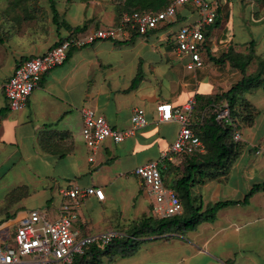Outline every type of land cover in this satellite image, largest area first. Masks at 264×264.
<instances>
[{
  "label": "crops",
  "instance_id": "crops-1",
  "mask_svg": "<svg viewBox=\"0 0 264 264\" xmlns=\"http://www.w3.org/2000/svg\"><path fill=\"white\" fill-rule=\"evenodd\" d=\"M130 1L61 0L59 6L52 0L54 18L50 0H0V243L11 241L17 223L31 210L54 219L69 202L64 192L75 186L104 193L103 202H80L76 227L83 234L117 230L151 217L150 200L131 172L156 160L179 129L176 123L158 122L156 105L181 106L195 95L226 92L240 80L227 63L214 66L208 58L229 47L241 53L245 41L236 42L234 32H210L201 55L203 68L196 73L174 59L172 33L195 17L186 6L177 11L170 32L154 30L125 44L98 41L72 47L61 66L42 75L24 109L9 110L2 87L18 63L68 37L114 26ZM256 35L263 47L264 29ZM138 71L142 79L131 89ZM243 97L256 116L251 125L237 129L243 149L229 171L200 186L209 194V204L240 201L252 185L264 181V90ZM134 107L144 111L146 124L119 144L104 141L89 162L92 154L81 138V110L92 109L113 129L125 130ZM109 264H264V192L255 193L246 205L219 210L213 222L194 231L146 239L132 257Z\"/></svg>",
  "mask_w": 264,
  "mask_h": 264
},
{
  "label": "built area",
  "instance_id": "built-area-1",
  "mask_svg": "<svg viewBox=\"0 0 264 264\" xmlns=\"http://www.w3.org/2000/svg\"><path fill=\"white\" fill-rule=\"evenodd\" d=\"M186 6L194 11L195 17L172 33L174 59L183 62L187 71L196 73L203 68L201 55L206 51L207 28L217 18L218 3L215 0H170L161 11L124 12L114 26L97 29L81 37H68L47 52L18 63L2 87L9 110L24 109L27 98L37 87L42 75L61 66L72 47L82 48L98 41L124 43L134 36H146L154 30L165 29L170 32V26L176 22L177 11ZM195 105L194 98L181 106L166 102L156 105L158 122L176 123L179 128L177 135L156 160L137 166L131 172L138 178L150 200V215L153 219L172 218L183 211L176 192L164 184L161 171L168 163L175 164L185 155L205 153L203 142L192 128L202 121V116H196ZM81 117L82 142L92 154L88 158L89 162L93 161V155L104 141L119 144L146 124L144 111L138 107L132 109L130 127L125 130L113 129L102 116L89 108L81 110ZM215 121L232 126L233 141H241L226 102L216 108ZM64 196L69 202L60 206L53 220L49 221L46 213L42 214L38 210L29 211L19 220L11 241L0 243V264H72L75 257L83 255L93 244L105 246L127 236L119 230L83 234L76 227L80 202L88 198L103 202L101 188L75 186L64 192Z\"/></svg>",
  "mask_w": 264,
  "mask_h": 264
},
{
  "label": "trees",
  "instance_id": "trees-1",
  "mask_svg": "<svg viewBox=\"0 0 264 264\" xmlns=\"http://www.w3.org/2000/svg\"><path fill=\"white\" fill-rule=\"evenodd\" d=\"M169 2L170 0H132L124 12H158L166 8ZM50 3L53 16L56 18L57 13L53 9L52 0ZM218 25L219 20H215L213 26ZM208 29L209 27L207 31ZM208 36L209 32L206 33V37ZM208 58L215 65L227 63L230 68L238 71L241 78L221 94L194 96L196 116H202V121L192 128L203 142L205 153L185 155L176 164L168 163L161 171L164 184L176 192L182 204V213L166 219L143 217L125 224L117 230L124 231L127 234L126 237L115 239L105 246L98 243L93 244L83 255L75 257L72 264H109L116 258L132 257L146 239L169 238L170 235H183L194 231L202 223L213 222L219 210L234 205H246L255 193L264 192L263 181L252 185L240 201H217L208 205L204 210L201 206L194 205L191 197V189L194 185L203 186L208 182L219 180L229 171L243 149L242 143L234 142L232 139V126L221 125L215 121L216 108L223 102L229 105L231 120L236 129L239 125H251L256 111L243 95L258 88L264 90V56L259 57L255 54L253 41L248 43L247 53L235 52L232 47H229L219 57L215 58L208 54ZM254 60L257 65L256 70L254 73L247 74ZM141 79V71H138L130 88H135ZM179 171L181 174L175 176Z\"/></svg>",
  "mask_w": 264,
  "mask_h": 264
},
{
  "label": "rangeland",
  "instance_id": "rangeland-1",
  "mask_svg": "<svg viewBox=\"0 0 264 264\" xmlns=\"http://www.w3.org/2000/svg\"><path fill=\"white\" fill-rule=\"evenodd\" d=\"M58 5L61 6V0H56ZM218 3V15L216 20H219V25L209 27L208 32L214 31V35L229 34L234 32L236 42L241 44V52H248V43L254 42L255 54L259 57L264 56V46H259V36L256 33L264 29V0H215ZM259 46V47H257ZM258 48V49H257ZM240 49V48H239ZM240 51V50H239ZM206 51L202 52L205 55ZM219 57V54H217ZM214 66H217L214 64ZM256 61L254 60L247 70L248 73H254L256 70ZM239 121V119H238ZM179 171L175 176H179ZM200 196L202 203H200ZM191 197L194 200V205L201 206L202 209L206 208L209 201V194L206 190L202 189L196 184L191 190ZM202 204V205H201ZM210 205V204H209ZM44 214L45 211H40ZM48 220H53L46 213ZM120 231V230H119ZM124 232V231H122ZM125 233V232H124ZM126 234V233H125ZM127 235V234H126Z\"/></svg>",
  "mask_w": 264,
  "mask_h": 264
}]
</instances>
